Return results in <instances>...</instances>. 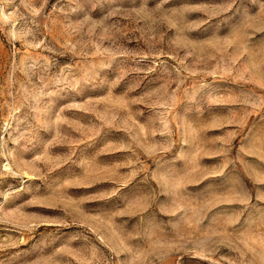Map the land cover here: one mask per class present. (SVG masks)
I'll use <instances>...</instances> for the list:
<instances>
[{"label":"rangeland","instance_id":"1","mask_svg":"<svg viewBox=\"0 0 264 264\" xmlns=\"http://www.w3.org/2000/svg\"><path fill=\"white\" fill-rule=\"evenodd\" d=\"M0 264H264V0H0Z\"/></svg>","mask_w":264,"mask_h":264}]
</instances>
